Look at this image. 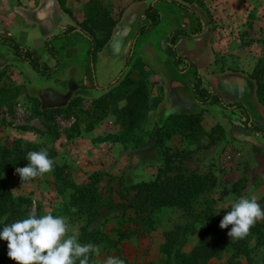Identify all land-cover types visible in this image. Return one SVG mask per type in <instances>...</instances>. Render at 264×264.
Returning a JSON list of instances; mask_svg holds the SVG:
<instances>
[{
  "label": "rangeland",
  "instance_id": "374dc122",
  "mask_svg": "<svg viewBox=\"0 0 264 264\" xmlns=\"http://www.w3.org/2000/svg\"><path fill=\"white\" fill-rule=\"evenodd\" d=\"M1 1L3 2V0H0L1 19L3 16H12V11L16 12L18 18L23 16L18 11L20 8H24L21 3L13 5L8 2L3 4ZM12 1L14 2V0ZM88 1L45 0L42 5L39 2L25 5L26 8L31 6L33 25L37 20L51 24V28L47 31L49 35L47 34L45 37L44 43L52 36L63 34L68 27H73L78 31L77 34L67 38L52 41L53 46L59 51L62 67L51 78L45 80L33 72L22 70L25 81H30L36 88L35 91L45 101H50L54 97L53 95L58 96L66 92L60 105L54 107L56 103L53 101L44 105L29 97L20 78L13 77V71L9 69L0 72V135L2 136L0 148L10 146L14 139L23 138L33 144H44L53 148L55 152L53 170L44 175L43 178L48 179L44 185L35 182V179L23 184L17 175L14 178H9L11 193L16 199L24 198L26 200L24 207L27 215L34 213L40 217L51 213L54 216L66 217L70 227L69 234L74 232L78 241L81 221L75 212L68 209L69 197L73 191L71 184L75 183L74 178H77L74 172L76 162L79 161L85 166L95 163V160L97 163H101L100 160L103 158L92 155L93 149L98 147L108 146L106 155L112 153L118 156L120 154L118 148L112 147L111 149L109 146L120 142V133L123 132L118 126L122 121L118 116L119 113L108 114L93 130L86 132L87 114L96 106L95 101L108 97V93L124 80L134 82L127 87V94L132 92V100L135 96H140V100H143V94L136 92L135 84L145 80L149 99L161 102L163 88L158 86L159 83L154 78L152 68L158 52L163 51L162 54H165L166 37H163L165 35L162 34L167 32L172 25L174 28H171L172 31L178 30L188 34L199 33L198 22L194 15L179 10L169 3L158 2V7L166 18L161 30L154 35L152 34L156 28L152 31H144L137 37L136 32L133 33L131 38H128L126 49L128 66L117 73L111 84L105 88H99L96 79L93 81L91 77L87 59L89 45L86 37H91L95 42L102 40L110 26V22H105L107 18L114 23L112 36L125 5L132 0H93L95 4L93 8L89 9L86 3ZM140 1L146 4L151 0ZM180 3H184L202 22L203 28L199 36H189L184 40H187L190 47H194L195 42H199L198 38H202L201 45L212 51L213 64L206 69L208 76L232 73L239 75L240 78L249 77L255 81L256 99L248 109L251 124L264 131V0H194L190 4L183 1ZM129 23L131 20L127 21L128 27ZM137 23L138 20H135L134 25ZM0 34V36H4L2 32ZM37 35L32 34L28 37H30V41L37 44L40 39V35H38L39 37ZM151 36H153L152 40H150ZM180 37L185 36H179L175 43ZM153 42L155 43L154 47L150 45ZM33 49L39 50L41 46L38 44ZM113 59L106 54L101 55V59L97 61L98 69L102 70L106 62H111ZM169 60L171 61L170 58ZM42 63L45 62L42 60ZM182 65L184 66V64ZM93 72L95 75V71ZM107 97L106 101L109 100ZM73 101L77 105L75 109L70 108L69 112H57L59 109L66 108ZM150 103L152 105V102H147L145 105H150ZM125 104V101L121 99L117 106H125ZM142 106L145 108L144 104ZM217 108L212 109L213 111H206V117H202L201 122L202 127L212 133L211 137L215 139L213 145L214 148L216 147L215 150L212 149L209 153H202L200 150V154L190 156L189 159L192 158L190 162L174 166L184 168L186 173L215 178L217 188L214 191L217 194L212 193V197L218 199L219 194L222 193L220 200L216 203V209L222 217L230 210V203L240 197L255 196L264 210V139L260 137L258 131L245 128V117L242 110L230 113L219 106ZM139 113L141 110L136 107L135 110L125 115V119L133 118L132 121L135 122ZM150 113L136 121V125L141 126L145 131L153 127L154 121ZM126 128L130 131L135 129L133 127L131 129L129 125ZM177 142L165 140L162 145L171 149V146H176ZM127 146V158H131L130 162L133 165L123 169V172L111 173L103 169L93 173L86 172V174L89 173L86 178H91L95 174L103 178L99 183L100 193L104 199L114 204L122 202L126 195H133V191L125 189L138 184H133L135 182L133 178H141V169L135 167L137 161L131 157L135 155L133 143H127ZM143 155L142 164L145 168L153 167L154 169L148 171L152 170L153 173L150 175L156 176L157 167L162 165L160 162L162 160H156L157 154L155 156V153L150 150H145ZM106 162L107 160H105ZM152 163H155V166ZM172 175L173 173L170 174V176ZM54 185H57L58 191ZM158 218L154 231L123 241L120 243L118 251L100 250L99 256L94 255L93 263L104 264L109 256H115L123 260L124 264H165L166 257L162 252L165 244L164 234L172 230L174 226L184 224L186 218L175 209L162 210L158 214ZM262 221L264 220L257 222ZM198 229L201 228L198 227ZM199 237V233L192 236L187 235L182 251L189 252ZM252 243L250 242L251 245ZM0 249L1 259L7 262L6 264H16V261L7 256V241L0 240ZM262 254L261 250L257 252L258 257H255L257 264H260ZM209 264L225 263L223 259H213Z\"/></svg>",
  "mask_w": 264,
  "mask_h": 264
},
{
  "label": "trees",
  "instance_id": "16d2710c",
  "mask_svg": "<svg viewBox=\"0 0 264 264\" xmlns=\"http://www.w3.org/2000/svg\"><path fill=\"white\" fill-rule=\"evenodd\" d=\"M140 1V0H139ZM192 3L194 0H157L159 3H169L179 10L189 12L197 20L199 33L188 34L174 30L166 38L165 53L171 59L173 66L178 71L192 69L194 81L192 94L194 99L205 106H219L222 109L233 113L236 110H242L244 114V124L247 130H256L261 138L264 139V131L254 127L251 124L249 110L241 103H225L221 96L208 91L203 87L198 67L188 57H181L175 49V42L179 36H199L203 25L201 20L184 3ZM94 1L89 0L87 7L93 8ZM107 17V16H106ZM143 17L149 21L136 32V37L144 31H152L160 21L161 15L154 4L148 5L143 12ZM105 22H110V26L105 37L99 42H95L87 36L88 42L87 59L90 65L92 80L94 81L93 62L96 55L108 43L114 23L107 18ZM78 31L73 27H68L63 34L52 36L46 39L44 48L48 55L54 60V65L48 67L41 61L38 52L30 50L18 43L11 36H0V42L9 47L14 55L23 63L27 64L31 70L44 79L51 78L62 67V61L59 57V51L55 49L52 41L67 38ZM184 64V68L179 66ZM128 66L126 59L124 68ZM134 82L124 80L120 82L114 90L110 91L102 100L95 101V107L87 114V126L85 131L93 130L97 124L106 118L108 114L119 113L121 123L118 125L123 132L120 133V142L122 144L133 143L134 148L144 144L148 139H153L156 148V154L162 165L157 167L158 173L155 178L149 182L134 184L125 190L133 191V195H126L122 202L111 203L104 199L100 193L99 183L102 181L100 175L95 174L86 184H71L73 189L68 202V209L76 208V215L81 221L79 228V242L81 244L92 243L98 245L100 250L106 252L118 251L120 243L134 236L148 234L155 230L158 214L164 209H175L180 211L186 222L177 225L172 230L166 232L163 254L166 257L165 264H209L213 259L224 260L225 264H257L255 257L257 252L263 251L260 264H264V221L256 223L247 237L242 240H231L227 233L231 230V225L226 229L219 227L223 218L216 209V203L221 198L215 199L212 193L217 194L214 189L217 188L215 178H205L196 173H186V170L179 166L183 161L189 159L192 153L198 150L210 148L215 144V139L211 137L201 125L202 113L191 114H171L161 127H152L150 130H144L136 125L138 119H142L147 113L156 109L160 100L149 99L147 82L141 80L136 82V92L143 94V100L140 96H135L132 100V92L127 94V87ZM124 100L125 106H117L119 101ZM131 99V101H130ZM140 101V102H139ZM147 102H152L145 105ZM141 103V104H138ZM144 104L145 108H142ZM76 103L73 101L66 108L59 109L57 112H69V109H75ZM139 108L137 120L125 119L128 112ZM124 114H121L123 113ZM135 123V124H134ZM126 124V125H125ZM135 128L130 131L126 126ZM221 130V128H220ZM145 136V137H144ZM144 137V138H143ZM178 139L179 149L171 152L169 147L162 144L165 140ZM147 139V140H146ZM46 149L49 158L53 160L55 152L44 144H33L24 139H14L10 146L0 148V230L6 225L19 219L27 218L24 198H14L10 189V181L7 175L14 172L18 167H25L29 163L26 160L27 153L30 151H39ZM173 173L172 176L170 174ZM59 188L57 189V191ZM198 227L201 229L199 230ZM200 234L199 240L189 252L182 251L183 242L187 235L192 236ZM250 242H253L252 245ZM256 253V254H255ZM1 254V249H0ZM0 255V264H6ZM94 254L90 256L89 264L93 263ZM76 264H79L77 261Z\"/></svg>",
  "mask_w": 264,
  "mask_h": 264
},
{
  "label": "crops",
  "instance_id": "0c3cea01",
  "mask_svg": "<svg viewBox=\"0 0 264 264\" xmlns=\"http://www.w3.org/2000/svg\"><path fill=\"white\" fill-rule=\"evenodd\" d=\"M7 2L13 5L14 4L19 5V3H21L22 6H24V8L22 9L20 8L18 11H20V13L23 16H20L18 18V16H16L17 15L16 12L12 11V16H3L2 19L0 18L1 19L0 33L2 32L4 36L7 35L13 37L18 43L32 50H34L33 48L39 44L41 46V49L34 51L39 52L41 56V61L43 60V62H45L44 65H47L48 67H52L54 65V60L48 55V53L44 48V39L47 36V34L49 35L47 31L49 28H51V24L44 22L42 20H37L34 21V25H33V12L31 10V6H28L27 8L25 7V5H33L38 2L40 5H42V3L45 2V0H14V2L12 0H3L2 3L5 4ZM150 4H154L155 7L159 10L161 15V21L159 25L156 27V31H154L152 35L158 33V31L161 30L163 26V22L166 18H164L163 13L159 9L157 0H151L146 4H144L143 1L132 0L128 4H126L122 12V16L119 17L120 21L116 26L111 36V39L101 50V52L97 54V58H95L96 60L94 62V71H95L94 77L96 79L97 87L105 88L108 84H111L113 82L114 78L117 76V73L124 69V65L127 59L126 49L128 45L127 44L128 38H131V35L137 32L139 27H141L142 25H147L149 23V21L143 17V12ZM128 20L129 21L131 20V23H129V27L127 26ZM135 20H138L137 25H134ZM171 28L174 29L173 25L169 27L167 32L162 34L165 35L163 37L166 38L168 37L170 32H172ZM32 34L40 35V39H38L39 42L37 44H35V42L30 41V37L28 36ZM128 34H130V36H128ZM38 35L37 37H39ZM152 38L153 36H151L150 40H152ZM184 38L186 37H180L177 43H175L176 52L181 57H188L189 59H191L192 62L198 67L203 87L208 91H214L218 93L225 103L238 102L243 104L248 109L251 103L255 102L256 99L255 81H253L249 77L240 78L239 75L232 73H223L220 76L218 75L208 76V74L206 73L207 71L206 69L213 64L212 51L201 45V40H203L202 38H198L199 42H195L196 45L194 47H190L187 44L188 43L187 40H184ZM165 43H166V39H165ZM150 45L154 47L155 43L154 42L150 43ZM162 52L163 51L158 52V55L156 56L152 68L154 78L159 83L158 86H161L163 88L162 101L157 105L156 109H154L150 113L154 121L153 127L155 128L161 127L164 124L165 120L171 114H191V113L195 114L202 112L203 113L202 117L205 118L207 114L206 111H213L212 109H218L216 105L213 106L201 105L194 99V96L192 94V86L194 81L193 70L189 68V69H185L182 72L178 71L173 66L169 58L165 55L166 53L162 54ZM152 53L157 54L155 52ZM103 54H106L108 57L114 59L111 62H106L102 70L101 69L99 70L97 67V61L101 59V55ZM51 59L53 62L52 64H51ZM179 68L182 69L184 68V66L181 64ZM9 69L10 71H13L12 73L14 74L13 76L14 78H20L21 80L20 82L25 86V89L27 90V95L29 97L36 99L37 101L43 103L44 105L45 103L47 104L53 101L54 103H56L54 107H57L62 103L63 95L66 92L58 96L53 95L54 97L51 100L49 99L50 101H45L43 97H41L39 93L35 91L36 88L30 83V81H25L24 76L22 75L23 71L24 72L28 71L29 73L33 72L31 68H29L27 64L23 63L20 59H18L9 47L5 46L3 43L0 42V72L3 70L8 71ZM95 85L96 84L94 83V86ZM222 127L224 128V126ZM1 138L2 136L0 135V144L2 142ZM172 141H178V139L173 138ZM113 144L114 145L110 144L109 147L111 149L112 147H114V149L115 147H117L118 150L120 151V154L118 156H115L112 153L108 155L101 154L99 155L100 158H103L102 160H100L101 163H97V160H95V163L93 164L89 163V165L87 166L81 164L79 161L76 162L74 172L76 173L77 178H74L75 184L82 185V184H86L87 181H89L90 178H86L88 177L89 173L86 174V172L93 173L94 171H98L99 169L110 171L111 173L112 172L116 173L118 171L123 172L124 171L123 169H127L129 166L133 165L130 162L131 158L129 159L127 158V154H126V150L128 149L127 144H122L121 142H116ZM171 147H172L171 152H174L176 149L180 148V145L177 142L176 146H171ZM215 148L214 146H211L210 148L201 150V152L209 153L210 151H212V149L215 150ZM145 150L153 151L156 156L157 152L154 146L153 139H148L144 144L135 147L134 150L135 158L134 156L131 157L137 161L138 165L136 164L135 167L141 169V178H133L135 181L133 182V184L149 182L155 178L154 175L153 176L150 175L151 173H153L152 170L151 172L148 171L149 169H154V168L153 167L145 168V166L142 164L144 159L143 154ZM199 152L200 150L195 151L194 153H192L191 157H193L196 154H200ZM92 155L93 157H96V155H94V149ZM158 159L159 157H157L156 160ZM191 159H186L185 161H183V163L190 162ZM105 160H107L106 162L107 164L105 163ZM111 162H113L114 164L112 165ZM154 164L155 163H152V165ZM17 175L18 174H16L14 171L9 175H7V177L14 178ZM44 175L35 178L34 181L40 182L42 185H44L45 184L44 182L48 181L47 178H43ZM54 187L56 188L57 185H54Z\"/></svg>",
  "mask_w": 264,
  "mask_h": 264
},
{
  "label": "clouds",
  "instance_id": "9594fccd",
  "mask_svg": "<svg viewBox=\"0 0 264 264\" xmlns=\"http://www.w3.org/2000/svg\"><path fill=\"white\" fill-rule=\"evenodd\" d=\"M26 160L29 161L27 166L15 169L23 184L53 170L54 161L46 149L28 152ZM261 220H264V210L257 198L240 197L230 203V210L221 219L219 227L226 229L231 225L227 235L231 240H242ZM69 233L66 217L51 213L37 217L32 213L27 218L6 224L0 230V240L7 241V256L16 264H76L77 261L89 264L91 255H100L98 245L81 244L74 232ZM104 264H124V261L109 256Z\"/></svg>",
  "mask_w": 264,
  "mask_h": 264
},
{
  "label": "built area",
  "instance_id": "2783aa9c",
  "mask_svg": "<svg viewBox=\"0 0 264 264\" xmlns=\"http://www.w3.org/2000/svg\"><path fill=\"white\" fill-rule=\"evenodd\" d=\"M107 151H108V146H105V147H102V148L101 147H98V148L94 149V155H96V156H99L101 154L102 155L103 154L105 155L107 153ZM228 158H230V155H228Z\"/></svg>",
  "mask_w": 264,
  "mask_h": 264
}]
</instances>
